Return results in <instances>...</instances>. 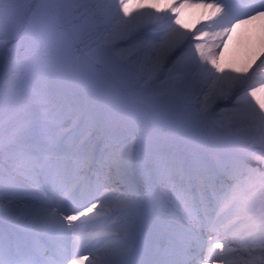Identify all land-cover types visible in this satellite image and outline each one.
Listing matches in <instances>:
<instances>
[{"label": "snow or ice", "instance_id": "6c2138e0", "mask_svg": "<svg viewBox=\"0 0 264 264\" xmlns=\"http://www.w3.org/2000/svg\"><path fill=\"white\" fill-rule=\"evenodd\" d=\"M192 6L190 0L147 5L157 13L164 10L175 14L177 25L183 10ZM196 6L208 10L204 13L212 21L208 27L222 29L213 35L214 39L227 36L231 41L242 26L264 21V0H248L240 13L229 0H201ZM141 7L139 0H38L35 7L20 0H0V31L7 23L9 36L16 38L20 26L27 23L29 30L43 37L59 27L66 16L78 13L73 38L83 41L86 36L97 37L88 45V55L95 57L103 50L111 53L113 62L128 63L137 53L116 51V41L130 34L126 18ZM136 19L140 23L169 21L156 60L137 62L133 67L134 72L147 71L159 79L165 69L170 75L182 66L172 87L155 98L169 105L167 118L175 121L188 138L228 143L240 154L227 161L209 162L145 148L141 141L135 161L126 144L108 143L98 155L87 129L79 136L70 135L84 120L94 127L97 118L86 107H79L74 94L53 90L51 78L63 71L58 60L19 65L7 78L0 66V112L5 107L12 111L10 131L6 136L0 132V202L7 201L6 205L0 204V219L6 218L25 234L23 239L7 241L0 236V264H128L126 257L138 240L135 220L146 201L161 211L150 240L139 246L138 264H198L201 259L215 264L216 259H226L214 251L224 252L227 245L214 243L221 237L213 236L217 230L211 218L213 211L218 220L235 208L232 226L241 219L248 221L246 228L255 230L250 236L258 233L264 243V99L257 98V93H264V79L259 87L252 86L239 95L252 78L248 69L257 57L253 55L238 69L224 71L204 44L195 43L192 50L193 36L174 28L171 16L149 13ZM208 35L202 32L195 39ZM224 47L227 49L228 44ZM220 55L223 58V52ZM260 55L257 67L264 76V41ZM221 101L232 107H221ZM66 110L71 119L62 117ZM251 160L256 161L255 166ZM41 174L48 182L43 190L35 179ZM136 175L139 182L133 179ZM25 184L35 190L33 203L21 205ZM167 206L182 210V214L177 215ZM241 211L248 215L242 217ZM98 217L112 220L106 238L113 243L97 254L84 256L94 238L87 233V226L99 223ZM120 232L123 238L118 237ZM69 234L74 237L71 252L62 245ZM44 239L54 247L42 243ZM227 251L236 255L231 248ZM245 264H264V259Z\"/></svg>", "mask_w": 264, "mask_h": 264}, {"label": "rangeland", "instance_id": "374dc122", "mask_svg": "<svg viewBox=\"0 0 264 264\" xmlns=\"http://www.w3.org/2000/svg\"><path fill=\"white\" fill-rule=\"evenodd\" d=\"M142 1L139 0L141 5ZM20 2L35 7L38 0H20ZM67 2L70 3L71 0H67ZM86 2L94 3L95 0H86ZM104 2H110V0H104ZM135 2L136 0H134ZM182 2L183 0H173L172 3ZM190 2L193 5V9L190 11L189 7L183 10L179 25L174 23L175 14L169 15L172 17V26L178 28L181 32H187L190 36H193V51H195V43L198 42L204 44L206 46L205 50L208 51L209 46L206 41L210 31L203 28L199 21L197 23L194 22L195 24L189 23L190 18L195 14L196 5L201 0H190ZM203 2L210 3L212 0H203ZM229 2L234 6L236 12L240 13L245 11L244 5L248 3V0H229ZM142 11L143 6L140 9H133L131 17L126 18L129 20V24L126 27L131 28L132 31L125 39L116 41L119 45L116 51L125 55L129 52L137 53L135 59L128 63L113 62L111 53L103 50L98 51L95 57H90L88 55L90 51L88 45L97 38L96 34L86 36L83 41L75 39L73 41L62 32L59 25L56 29L49 30L47 35L37 37L28 29L27 23H25L18 29L16 38H11L9 36V26L6 23L3 30L0 31V39L3 40V44L0 45V66H2L5 78H7L10 70H15L19 65H31L34 61L47 64L48 61L53 59L58 60L63 71L51 78L50 84L53 90L60 93L74 94L75 98L80 101L79 107H86L97 118L94 127L90 125L88 120L82 121L79 127H74L70 134L73 137L79 136V132L85 129L93 135L103 122L106 125L105 133H109L113 140L111 144L119 143L121 146L126 144L130 152L135 150L137 156L141 149V141L144 142L145 148L158 149L164 152H168L165 147H170L174 143H178V145L192 151L196 149L198 152L214 150L222 146L226 147V143L217 144L188 138L178 130V125L175 121L167 118L166 114L169 110V105L164 101L155 99L160 93L172 87L175 83L174 77L180 75L183 71L182 66H178L180 71H174L170 75L165 69L159 73V79L150 76L147 71L142 74L133 71V67L137 62H147L149 59L154 62L156 60L154 50L159 48L169 23V21L163 23L156 21L143 25V22L140 23L136 19L138 16H144ZM76 15L78 13L65 17L70 33H72L74 24L77 22L75 20ZM121 16H123V13H121ZM197 29L201 31L198 32ZM202 32H209V35L201 40H196L195 37L200 36ZM78 49L87 55L96 66L107 70L125 89L128 96L123 92L118 93L117 89H114L99 76L90 72L89 68L85 67L81 62V55ZM171 60L174 61L175 56H172ZM168 66L171 67L172 64L169 63ZM192 70L195 71V69ZM164 79L165 82L163 83ZM142 109L148 112L152 110L156 124L145 119ZM150 114L152 113L150 112ZM62 117L65 119L72 118L71 113L67 110L62 113ZM11 119L12 111L5 107L0 112V132L5 136L10 131ZM231 153L233 155L237 154L235 151H231Z\"/></svg>", "mask_w": 264, "mask_h": 264}, {"label": "bare ground", "instance_id": "6f19581e", "mask_svg": "<svg viewBox=\"0 0 264 264\" xmlns=\"http://www.w3.org/2000/svg\"><path fill=\"white\" fill-rule=\"evenodd\" d=\"M144 16L148 15L149 13H155V14H166L170 15L172 13L167 12L165 13L164 10H161L159 13H157L156 9H152L147 7L148 4L153 2H161V3H168L173 2V0H143L142 1ZM196 7V6H194ZM193 7H190V11H192ZM189 11V12H190ZM195 14L193 17L190 18L189 23L193 24L194 22L197 23L199 21L203 28L210 31V35L207 38V44L209 46L208 50L211 49L213 52V55L217 57V60L219 63L222 64V67L224 71L229 70H235L246 63L251 59L253 55H255L257 58L254 63L251 64L248 71L250 74H252V78L248 80V83L244 86V88L241 90L239 95H243L246 91L249 90L250 87L256 86L259 87V83L261 79H264V76L260 73L259 68L257 65L260 63L261 58V47H262V41H264V21L257 20L253 21L251 24L244 25L237 31L236 36L233 38V40L229 41L227 36H222L220 38L214 39L213 35L216 32L222 31L221 28H215V27H208L212 21H209L206 15H204L205 12H207V9H203L200 7L195 8ZM214 19V18H213ZM156 21H148L143 22V25L151 24ZM194 23V24H195ZM248 37H251L249 40ZM223 41V42H221ZM224 43L228 44L227 49L224 47ZM156 48L154 50V57L157 56V50ZM221 52H223V58H221ZM81 62L85 67H88L90 72L93 74L99 76L101 79H103L107 84L114 87V89L118 90V93H125L127 95V92L125 89L120 85L119 82L106 70L96 66L93 61H91L89 58H87L84 54H81ZM210 67V65H208ZM255 70V71H253ZM165 82V79L162 81ZM128 96V95H127ZM257 98L264 99V93H257ZM251 99V98H250ZM235 102V97L232 99V104ZM253 103H255V100H253ZM221 107L223 108H231L232 104L221 101L220 102ZM148 108V107H147ZM150 109V108H149ZM144 114V117L147 121L156 124V120L153 118L154 113L152 110L148 112L145 109L141 110ZM220 109L217 108L216 112H219ZM158 119L159 117L156 116ZM160 120V119H159ZM161 123V121H160ZM136 124V123H135ZM162 124V123H161ZM106 125L102 122L98 128L96 129L95 133L92 135V144L95 146L97 154L99 155L103 149L105 148V145L108 143L113 142L111 139L109 133H105ZM80 134V132H79ZM226 147H222L216 150V152L207 150L203 152H198L195 148V151H192L188 148H184L181 145H178V143H174V145L170 147H165V150L168 152H175L179 155L186 157V158H192L194 156L200 157L202 159H205L209 162H215L216 160H230L234 155H232L231 151L237 152L236 155L240 154L239 150L232 146L231 144L226 143ZM256 152H259L260 149L256 148ZM132 153V159L133 161L136 160L137 155L135 153V150L131 151ZM251 163L253 166H255L256 161L251 160ZM94 176V175H93ZM37 183L41 185V190L45 188V183L47 181V177L43 174L37 176L36 178ZM134 180L139 182L140 177L139 175H136L133 177ZM25 191H22L20 196L21 205L24 204H31L33 203V200L31 198H28L27 195H33L35 190L29 189L27 184H25ZM36 195H39V193H35ZM0 204L6 205L7 201L0 202ZM159 212V207H154L151 201H146L141 208L139 209V212L137 214L136 220H135V232L137 229L142 234H145L149 237H151L154 227L150 225L151 223H148V217H150V214H154L153 212ZM231 212H236V209L233 208ZM231 212H228L231 214L229 218H224V216H221L220 219L216 220V213L213 211L211 215H214V219L216 222L217 230L213 233V235H218L221 237L219 240H214V243H223L227 245V248H231L235 251L236 255H231L228 253L227 248L224 252H220V250H214L217 254V256H224L226 259H216L215 264H245V262L249 260L259 261L261 259H264V243H262L258 238V233L256 235H251V232H254L255 230L246 228V224H248V221L241 219L239 222L235 224V226H232V221L236 219V216ZM91 215V214H90ZM111 215V213H109ZM240 215L246 216L248 215L247 212L241 211ZM112 218L117 219V217L113 216ZM152 220L155 222L156 217H151ZM99 223L91 224L87 226V233L93 234V240H91L88 244V250H85V253H93L97 254L98 250L104 249L106 247H110L113 243L112 240L107 239L110 235V230L108 229L107 225L111 224L109 219H106L105 217H99L98 218ZM150 220V219H149ZM85 233V234H87ZM121 233H118V237L123 238L121 236ZM0 236H2L5 241L8 239L18 240L19 237L24 238L25 234L23 231L14 223H10L6 218L0 219ZM227 239L230 244L224 243ZM46 240V239H44ZM44 244L48 246V244L45 242ZM72 240V242H70ZM73 240L74 237L69 234L65 239L62 241V245L64 247L69 246L73 248ZM216 241V242H215ZM252 241H255L254 243ZM230 245H233L230 247ZM132 250L129 252L126 259H129L130 263H138L139 259L134 258ZM91 258V257H90ZM204 264H213L212 260H207L204 262Z\"/></svg>", "mask_w": 264, "mask_h": 264}]
</instances>
